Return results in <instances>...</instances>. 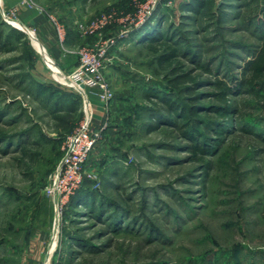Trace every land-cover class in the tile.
<instances>
[{
	"label": "rangeland",
	"instance_id": "1",
	"mask_svg": "<svg viewBox=\"0 0 264 264\" xmlns=\"http://www.w3.org/2000/svg\"><path fill=\"white\" fill-rule=\"evenodd\" d=\"M25 8L55 25V52L26 22ZM49 14L65 30L62 40ZM149 21L163 39L177 38L181 64L203 82L201 121L224 122L225 133L199 126L202 144L214 149L205 160L188 150L181 117L149 128L161 96L196 102L170 90L139 41ZM8 26L19 31L9 48L0 46V264H264V99L243 85L224 118L213 85L246 76L264 36V0H0V35ZM82 51L103 64L109 107L101 85L83 94L67 80ZM97 109L107 126L86 177L96 208L127 210L115 230L90 206L61 211L44 192L67 138ZM21 140L32 142L33 158Z\"/></svg>",
	"mask_w": 264,
	"mask_h": 264
},
{
	"label": "trees",
	"instance_id": "2",
	"mask_svg": "<svg viewBox=\"0 0 264 264\" xmlns=\"http://www.w3.org/2000/svg\"><path fill=\"white\" fill-rule=\"evenodd\" d=\"M152 20H155V18ZM3 23L4 25H7L4 20ZM157 25L158 24H156V22L151 23L149 21L143 30L138 32L137 35L139 37V41L142 42L143 45H145L146 48H148L150 52L154 54L156 58L155 61L157 63L156 70H162L161 73L163 74L166 85L170 88V90L185 93L188 97H190V100L192 99V102L193 100L196 102L195 104L193 103L190 104V106H187V104H183L178 99L171 98L170 96H161V102H154L155 106L157 104L162 105L159 108L160 111L155 109L150 112V117H153L154 113L158 115V122H152L149 128L154 129V126L159 125V123L173 122L175 125H177L179 123L176 122V118H173V116L175 115V117H181L183 121L180 122V125H182L185 129V136L192 142L189 145L188 150L195 154V158L197 157V160H205V156L212 153L214 149L213 146H208V143L202 144L205 139L203 140L204 135L203 132L201 133L199 126L203 125L204 130L206 131H212L214 129L217 133H225L227 130L224 126H221L224 122H219V120L215 117H211L210 120L206 122L201 121L202 118L199 113L205 108L199 104L200 99L202 98V93H199L198 89L203 82L199 81L198 76L194 74V70L185 68L181 64L179 57L182 54V50L179 46V43L176 42L177 38L167 36L166 39H163L165 32L160 30ZM8 27L9 28H7L6 31L7 36L0 35V46L5 47V49L10 47L9 45H11L10 43L13 41L12 36L19 31L16 28L10 26ZM198 67L205 72L212 71L202 63H200ZM246 72V76H244L243 79L237 81L236 84H233L228 79L220 77L215 78L213 85L218 88V93L216 96L217 104L215 108L219 116L225 118L229 115L230 95L232 93L238 92L243 85H247L248 89L251 90L253 94H256V96L262 97V99H264V36L261 45L258 46L254 53L251 54V58L246 61L244 65V73ZM53 89V91H55V87H53ZM187 119H189L188 122H186ZM190 119L195 120L193 121ZM29 143L32 142L23 140L20 141V144L23 147V154L25 156L30 155L33 158L34 154L28 152L27 150ZM198 153H200V156H197ZM205 165L207 170L211 166V161L207 160ZM91 182V179L87 177L84 178L82 186L71 197L68 203L69 206L67 205V209H71V211L73 209L75 212V206L85 204V206H90V211L92 214H94V216L96 215L99 219H103L106 215L111 220L114 230L118 229L122 226L121 222L127 210L123 211L121 208V211L119 212V205L116 203H112V205H114L113 212H108L106 207L102 206V204L96 208L95 189L92 188ZM82 213L86 212L83 211Z\"/></svg>",
	"mask_w": 264,
	"mask_h": 264
},
{
	"label": "built area",
	"instance_id": "3",
	"mask_svg": "<svg viewBox=\"0 0 264 264\" xmlns=\"http://www.w3.org/2000/svg\"><path fill=\"white\" fill-rule=\"evenodd\" d=\"M57 26L58 34L61 40L65 36V30L55 21V16L49 14ZM104 54H99L100 56ZM103 64L97 54H89L82 51L79 65L69 75L79 86L85 84L87 88H93L101 85V100L106 107L111 105L114 98V92L104 82L102 72ZM86 88H81L85 94ZM90 105V104H88ZM88 113V112H87ZM106 123L96 126L94 117L87 114L77 130L67 138L65 143L67 147L66 154L63 156L57 168L49 176L44 192L50 196L58 209L63 208L69 203L71 197L82 186L84 178L87 176L89 161L95 153V148L102 138L103 129ZM91 175V174H88Z\"/></svg>",
	"mask_w": 264,
	"mask_h": 264
},
{
	"label": "crops",
	"instance_id": "4",
	"mask_svg": "<svg viewBox=\"0 0 264 264\" xmlns=\"http://www.w3.org/2000/svg\"><path fill=\"white\" fill-rule=\"evenodd\" d=\"M23 12L26 22L37 26L42 41H44V43L48 45L50 48H53L55 52V25L48 19L45 13L33 9L30 10L28 8H25ZM66 56H68V54ZM99 105L100 104H97V107H100ZM98 112L99 110L97 109V114H95L94 116V124L96 126L101 125V120L103 117V115H101V113Z\"/></svg>",
	"mask_w": 264,
	"mask_h": 264
},
{
	"label": "bare ground",
	"instance_id": "5",
	"mask_svg": "<svg viewBox=\"0 0 264 264\" xmlns=\"http://www.w3.org/2000/svg\"><path fill=\"white\" fill-rule=\"evenodd\" d=\"M18 21V20H17ZM18 23L24 28L23 24L21 22L18 21ZM30 32V30H29ZM55 71V70H54ZM58 71V70H57ZM69 78V79H68ZM67 80H69L71 82V84H76L75 80L72 79V77L68 76Z\"/></svg>",
	"mask_w": 264,
	"mask_h": 264
},
{
	"label": "water",
	"instance_id": "6",
	"mask_svg": "<svg viewBox=\"0 0 264 264\" xmlns=\"http://www.w3.org/2000/svg\"><path fill=\"white\" fill-rule=\"evenodd\" d=\"M8 18H9V19H12L11 17H8ZM81 87H82V88H85V84L82 83V84H81Z\"/></svg>",
	"mask_w": 264,
	"mask_h": 264
}]
</instances>
